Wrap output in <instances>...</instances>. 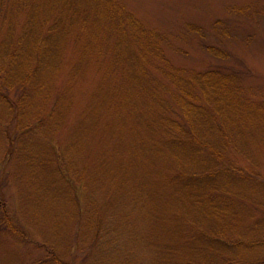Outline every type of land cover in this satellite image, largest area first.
<instances>
[{"label":"rangeland","instance_id":"374dc122","mask_svg":"<svg viewBox=\"0 0 264 264\" xmlns=\"http://www.w3.org/2000/svg\"><path fill=\"white\" fill-rule=\"evenodd\" d=\"M98 3L93 34L68 39L52 96L30 103L41 113L0 101V264H166V234L149 230L142 207L159 204L155 192L161 195L173 163L157 145L159 127H148L147 115L155 121L159 112L146 108L147 92L130 81L129 51L117 46L128 38L133 53L148 52L136 72L157 86L177 120L185 91L176 82L238 75L241 101L227 108L241 125L238 140L220 167L204 157L209 173L224 174L195 186L199 199L190 207L196 227L200 221L196 237L222 241L189 246L193 238L172 256L182 264H264V0ZM56 99L60 118L47 121L42 108ZM35 112L44 121L32 130ZM116 235L121 241L110 244Z\"/></svg>","mask_w":264,"mask_h":264},{"label":"trees","instance_id":"16d2710c","mask_svg":"<svg viewBox=\"0 0 264 264\" xmlns=\"http://www.w3.org/2000/svg\"><path fill=\"white\" fill-rule=\"evenodd\" d=\"M98 1L0 0V101L7 103L14 100L18 106H21L19 109L24 111L29 109L30 103L33 104L37 99L43 97L45 102L52 96L53 76L62 63L68 39L76 33L92 35L95 26L98 25ZM18 21H22V23ZM135 24L136 20L131 17L130 29L132 32L135 28L132 26ZM74 39L78 42L77 35H74ZM119 43L124 47H122V51L128 49V59L134 66L135 73L132 72L130 81L141 83L139 88H144L147 92L148 107L146 106V108L150 111L157 109L159 112L155 121H152L151 113L147 115L148 127H159L157 131L162 133V137L161 140H156L157 145L161 151L168 150L164 155H167L166 159L170 157L169 160L173 163L170 172L172 176H167L165 181L161 182L164 186L159 192L161 195L163 194L164 198L162 199L156 190L155 195L159 204L154 205L153 211L148 207L145 209L142 207L145 218L151 223L149 230L157 234L158 230H161L166 234L167 244L164 243L166 249H162L161 252L162 261L166 264H173L180 260L175 259L172 255L179 252V249L184 250L190 239L194 238L189 246L197 242L204 244L208 239L209 242H213L214 246L217 240L222 241L221 237L207 238V235L206 238L196 237L197 234L194 232L199 233L201 226H199L200 221H198V227L193 223L190 207H194L195 202L199 199L192 192L195 186L200 185L205 188V178L213 179L221 173L224 174L218 170L219 168L212 170L213 173H209L207 169L210 165L204 157L211 154V164L214 163L220 167L224 164L226 150L234 142L233 137L237 139L235 132L241 125L238 123L236 115L232 111L228 112L227 108L233 109V106H237L241 101L240 95L237 94L238 89L233 88V85L237 83L238 75L222 76L215 72H209L195 74L186 81L178 79L177 87L181 92H185L179 103L182 105V99H184L183 116L181 120H177L172 118L173 110L170 106L162 104L160 98L163 97V94H158V90L155 89L157 86L151 88L150 84L145 82L144 77L140 78V73L136 72L140 61H145L148 52L142 47L140 53H133L129 38L128 41H125L128 47L123 41L118 40V48H120ZM87 46L88 44L86 48ZM155 48L157 47H154V50H156ZM79 67L70 70L71 80L76 76ZM191 87L197 88L198 92L194 93ZM58 99L49 108H42L46 110L41 115L43 117L48 115V117L45 116L47 121L55 122L56 118H60L57 115L59 114ZM40 101L42 99L38 103ZM39 104L41 105V102ZM30 108L32 109V107ZM34 109L40 112L41 106ZM35 113L37 123L32 126V130L38 127V122L44 121L43 117L40 118L39 113ZM31 129L22 132H31ZM197 157V164H194ZM214 188L216 186L212 184L210 190ZM159 189L161 190V188ZM214 203L216 201H211L213 209H215ZM152 213L154 214L152 215ZM120 241L121 239L116 235L113 239L111 238L110 244L118 245ZM159 243L161 242L159 241ZM103 246L108 247V245ZM53 261H55L54 258L51 262ZM180 263L182 264V262Z\"/></svg>","mask_w":264,"mask_h":264}]
</instances>
